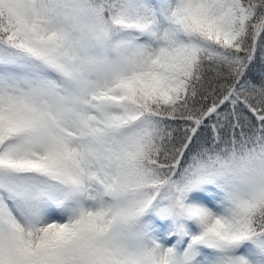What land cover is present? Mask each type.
<instances>
[{"label":"snow or ice","instance_id":"obj_1","mask_svg":"<svg viewBox=\"0 0 264 264\" xmlns=\"http://www.w3.org/2000/svg\"><path fill=\"white\" fill-rule=\"evenodd\" d=\"M0 264H264V0H0Z\"/></svg>","mask_w":264,"mask_h":264}]
</instances>
